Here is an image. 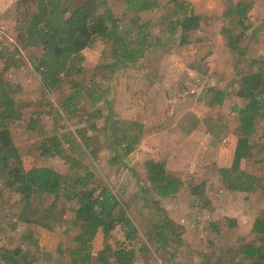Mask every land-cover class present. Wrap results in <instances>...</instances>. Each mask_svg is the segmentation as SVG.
<instances>
[{"label": "trees", "instance_id": "1", "mask_svg": "<svg viewBox=\"0 0 264 264\" xmlns=\"http://www.w3.org/2000/svg\"><path fill=\"white\" fill-rule=\"evenodd\" d=\"M20 4L24 15L15 41L0 35V264H38L36 253L30 250L37 243V234L30 230L20 238L14 236L18 221L13 220L8 202L16 195L29 202L43 194L60 196L72 213L64 222L56 221L63 234L68 233L63 225L76 230L73 235L68 234L70 245H62L63 264H91L96 235L101 232L107 236L118 226L123 229V239L112 251L101 250L98 262L133 264L146 257L147 246L138 227L106 182L98 179L97 173L79 158L68 154L67 149L80 146L74 132L64 126H59L64 130L50 134L39 132L35 114L44 113L43 110L30 111L26 109L28 103L15 99L9 77L23 65V50L39 51L28 61L39 76L41 97L54 94L58 109L52 113L60 120L62 113L66 117L84 113L86 127L90 129L96 120H104L106 145L118 152L107 163H120L134 153L145 131L139 91L143 69L138 60L149 52L171 53L191 37L213 42L219 36L228 48L237 50L246 34L244 30L234 32L230 26L234 21L244 23L249 4L229 1L222 17L229 22L219 27L205 21L187 4L172 0L164 4L158 0H119L118 12L112 11L107 0H20ZM159 9L163 10L161 19L149 23L147 12ZM98 41L109 48L111 57L98 63L85 62L84 50ZM248 63L255 68L237 74L226 85L214 83L205 87L201 96L205 104L218 107L229 100V111L236 113L232 161L228 167L217 170L222 187L232 192H253L264 186V145L252 141L258 131L257 120L264 117V57L257 55ZM87 67L90 75L86 78ZM122 70L125 108L124 117L118 118L111 114L110 102L103 100L106 92L98 81L115 80ZM54 105L50 102L51 108ZM194 121L195 125L197 120ZM20 127L39 132L40 156L62 157L67 170L45 165L24 167L11 132V128ZM82 131L85 134L87 129ZM137 169L148 177V190L160 197L175 194L181 186V180L169 176L171 172L163 162L150 159ZM167 225L176 228L177 224L171 220L158 224L160 235H164L162 230ZM168 236L173 237L176 253L171 256L175 257L182 241L180 232L176 230ZM239 239V260L226 264H264V216L255 218L250 232Z\"/></svg>", "mask_w": 264, "mask_h": 264}, {"label": "rangeland", "instance_id": "2", "mask_svg": "<svg viewBox=\"0 0 264 264\" xmlns=\"http://www.w3.org/2000/svg\"><path fill=\"white\" fill-rule=\"evenodd\" d=\"M19 1L0 0V35L11 42L15 41V34L21 29L19 25L24 15V7L18 5ZM158 1L164 4L168 0ZM172 1L179 5L187 4L216 27L229 22L222 18L229 1L232 4L239 1L247 3V19L244 23L234 21L230 26L234 32L244 30L246 38L241 40L237 50H232L219 36L213 42L196 41L191 37L187 44L175 47L171 53L149 52L138 60L143 69L139 91L145 131L128 159L116 164L107 163L110 156L118 152L106 145L104 120H96L90 129L86 127L84 113L71 117L62 113L63 120L52 113L58 109L54 94L41 97L39 76L28 61L29 56L39 51H22L24 63L9 77L10 90L15 99L28 103L26 109L43 110L44 113L35 114L39 132L50 134L64 127L74 132L80 146L67 149L68 154L79 158L97 173L98 179L106 182L138 227L147 246L146 257L133 264L237 262L241 255L240 236L250 232L255 218L264 216V186L253 192H232L222 187L217 170L228 167L232 161L236 142L232 130L236 113L229 111V100L223 107H218L205 104L201 96L205 87L214 83L226 85L237 74L255 68L254 64L249 66V59L257 55L264 57V0ZM107 2L112 11H119V0ZM162 13L161 9L147 12L148 22L155 23L161 19ZM83 54L85 62L90 64L111 57L109 48L99 41ZM124 74L122 70L115 83V80L98 81L106 92L103 100L110 102L111 114L118 118L124 117ZM84 75L86 78L90 75L89 67ZM50 102L55 104L53 108ZM194 117L197 120L195 125ZM59 126L64 127L60 129ZM257 126L258 131L252 141L264 145V117L257 120ZM84 129H87L85 134ZM11 132L24 167L45 165L58 171L67 170L62 157L40 156L39 132L22 127L11 128ZM150 159L165 163L171 172L169 176L181 180L175 194L160 197L148 190V177L137 168ZM8 205L13 220L18 221L14 236L20 238L30 230L37 234V243L32 244L30 250L36 253L38 264H63L62 245H70L68 234L76 232L75 228L63 225L68 230L63 234L58 227L60 225L56 226L57 220L63 219L64 222L72 214L63 198L43 194L24 202L16 195ZM170 220L177 224L176 228L167 225L162 230L164 235H160L157 225ZM122 230L118 226L107 236L101 232L96 235L91 264H101L97 259L101 250L110 252L119 246L123 239ZM176 230L180 232L182 241L177 256L172 257L176 247L173 248V237L168 235ZM164 237L169 241L166 242Z\"/></svg>", "mask_w": 264, "mask_h": 264}]
</instances>
